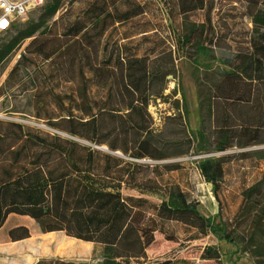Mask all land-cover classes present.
Segmentation results:
<instances>
[{
    "label": "trees",
    "instance_id": "trees-1",
    "mask_svg": "<svg viewBox=\"0 0 264 264\" xmlns=\"http://www.w3.org/2000/svg\"><path fill=\"white\" fill-rule=\"evenodd\" d=\"M151 4L174 23L181 17L174 34L180 49L227 53L207 89L196 83L200 125L194 135L185 126L183 94L181 105L173 101L178 113L160 130L147 116L126 115L127 63L137 64L129 67L141 74H130L131 80L142 84L147 100L165 97L171 72L155 63L164 57L165 40L141 47L146 33L156 31L151 21L137 22ZM197 14L202 22L182 18ZM242 19L248 23L237 35L233 26ZM5 33L0 96L22 94L25 111L19 112L46 128L0 117V231L13 214L36 223H16L0 235L17 241L62 231L100 247L88 262L44 257L34 264H189L176 255L147 257L158 235L178 241L168 228L176 222L200 237L217 235L237 258L264 264V169L258 168L264 161V0H45L35 20ZM249 146L261 147L198 161L217 203L215 216L201 214L199 201L168 178L179 163L145 161L185 156L195 147L211 153ZM233 159L259 172L227 213L222 178ZM199 256L224 264L214 245L200 246Z\"/></svg>",
    "mask_w": 264,
    "mask_h": 264
},
{
    "label": "rangeland",
    "instance_id": "rangeland-1",
    "mask_svg": "<svg viewBox=\"0 0 264 264\" xmlns=\"http://www.w3.org/2000/svg\"><path fill=\"white\" fill-rule=\"evenodd\" d=\"M149 1V0H138ZM153 1V0H152ZM162 8V5L159 4ZM150 11L142 17L137 18V22L151 21L154 24L156 31L146 33V39L142 42L141 47L148 49L153 47L151 41L165 40L164 57L159 58L155 63L170 68V73L165 78L166 89L164 90V98L146 99V94L142 84L133 83L130 74H141L140 71H134L130 67H136V63L125 65L122 68V76L125 77V83L128 86L126 96L128 105L126 110L127 117L147 116L150 127L160 130L163 128L164 119L167 116L177 114L174 109V100L178 99L179 104H182V94L186 104L187 112L185 114V126L189 134L194 135L200 125V111L198 106V98L196 92V83L202 81L210 85L211 79L215 77L217 68L223 66L222 60L227 57V53L220 49L212 50L213 55L199 53L194 55L190 48L180 49L176 46L177 24L181 17L176 19L175 23L168 19L166 15L160 13L157 7L153 4L149 6ZM41 11V7L29 13L28 20H35ZM183 19H187L189 24L192 21L202 22L201 14L193 15ZM247 20L242 19L236 27L237 35L247 26ZM8 37L7 33H0V40ZM140 36L137 37L138 40ZM169 51H173L172 57H169ZM192 55V57H190ZM195 57V59L193 58ZM150 58V57H149ZM149 58L143 59L146 63ZM151 59V58H150ZM130 66V67H129ZM210 69L208 73L205 70ZM5 79V73L0 77V84ZM19 92H11L8 97L0 96V117L16 119L42 128H46L42 123L22 116L19 111H25L24 102L21 100ZM264 146V145H262ZM261 146H249L248 148L232 147L224 152L197 153L196 147L193 151L185 156L177 158H166L162 160H145L148 163H179L180 168L172 171L167 176L174 183L178 184L183 190L188 192L192 197L199 201V211L204 216H215L217 212V203L213 197L210 184L206 183L197 167L198 161L205 157L220 156L224 154L239 153L244 150H254ZM259 169H264V161L258 165ZM259 169L247 160L233 159L224 165V175L222 178V200L224 202L226 212L232 213L239 202L238 193L241 186L250 184L256 177ZM16 223H23L29 227L35 226V221L25 216L10 215L2 227L0 233H6ZM170 232H173L178 241H167L162 236L158 235L156 241L149 247L147 257L149 259L164 258L170 255H176L178 258H186L190 260L189 264H215L211 260L200 259V246L209 244L216 246L222 257L224 264H253L247 256H239L234 254V247L224 242L217 235H208L200 237L194 230L187 228L179 223H168ZM80 241V240H78ZM76 241L74 244L58 247L59 240L54 239L53 244L49 245L48 251L51 253L57 252L62 256H68L76 259H92L98 256L100 247H95V253L92 252L93 245L89 244L86 248L82 243ZM95 246V245H94Z\"/></svg>",
    "mask_w": 264,
    "mask_h": 264
},
{
    "label": "crops",
    "instance_id": "crops-1",
    "mask_svg": "<svg viewBox=\"0 0 264 264\" xmlns=\"http://www.w3.org/2000/svg\"><path fill=\"white\" fill-rule=\"evenodd\" d=\"M54 239H58V247L62 248L74 244L78 239L66 236L62 231L39 232L31 236L17 240H8L5 235H0V264H34L40 258L58 257L65 260L88 262L90 259H74L68 256H62L57 252L48 251L49 245H52ZM80 242V241H78ZM84 247L89 244L98 247L91 242L81 241Z\"/></svg>",
    "mask_w": 264,
    "mask_h": 264
},
{
    "label": "built area",
    "instance_id": "built-area-1",
    "mask_svg": "<svg viewBox=\"0 0 264 264\" xmlns=\"http://www.w3.org/2000/svg\"><path fill=\"white\" fill-rule=\"evenodd\" d=\"M44 2L45 0H0V33L24 23L29 13L40 8Z\"/></svg>",
    "mask_w": 264,
    "mask_h": 264
}]
</instances>
